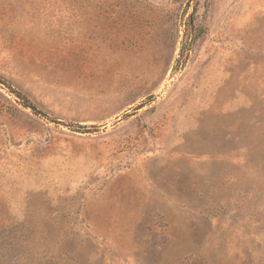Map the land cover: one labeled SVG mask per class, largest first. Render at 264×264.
<instances>
[{"label": "rangeland", "instance_id": "obj_1", "mask_svg": "<svg viewBox=\"0 0 264 264\" xmlns=\"http://www.w3.org/2000/svg\"><path fill=\"white\" fill-rule=\"evenodd\" d=\"M0 264H264V0H0Z\"/></svg>", "mask_w": 264, "mask_h": 264}, {"label": "trees", "instance_id": "obj_2", "mask_svg": "<svg viewBox=\"0 0 264 264\" xmlns=\"http://www.w3.org/2000/svg\"><path fill=\"white\" fill-rule=\"evenodd\" d=\"M9 88H10V87H9ZM10 90H11L13 93H15L19 98H21V100L24 101L23 103H25V105L31 107V108L34 109V110H37L36 107H35L33 104H31L30 102H28L27 98H25L20 92H17L16 90H13L12 88H10Z\"/></svg>", "mask_w": 264, "mask_h": 264}]
</instances>
